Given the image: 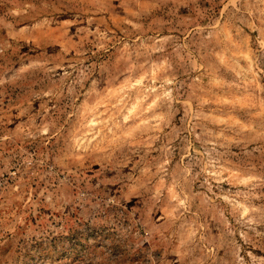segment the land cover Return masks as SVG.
Here are the masks:
<instances>
[{
  "label": "rangeland",
  "instance_id": "374dc122",
  "mask_svg": "<svg viewBox=\"0 0 264 264\" xmlns=\"http://www.w3.org/2000/svg\"><path fill=\"white\" fill-rule=\"evenodd\" d=\"M0 264H264V0H0Z\"/></svg>",
  "mask_w": 264,
  "mask_h": 264
}]
</instances>
